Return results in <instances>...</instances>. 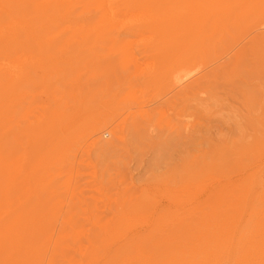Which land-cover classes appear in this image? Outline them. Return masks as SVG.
Here are the masks:
<instances>
[{"label":"rangeland","instance_id":"1","mask_svg":"<svg viewBox=\"0 0 264 264\" xmlns=\"http://www.w3.org/2000/svg\"><path fill=\"white\" fill-rule=\"evenodd\" d=\"M0 10V264H264V0Z\"/></svg>","mask_w":264,"mask_h":264},{"label":"bare ground","instance_id":"2","mask_svg":"<svg viewBox=\"0 0 264 264\" xmlns=\"http://www.w3.org/2000/svg\"><path fill=\"white\" fill-rule=\"evenodd\" d=\"M114 1V0H113ZM2 3V2H1ZM0 12H1V10H0ZM112 13V12H111ZM14 16V15H13ZM111 16H112V18H114L115 17V13L113 12V14H111ZM21 23V22H20ZM15 25V24H14ZM216 26V25H215ZM13 27H16V26H13ZM25 28V27H24ZM115 33V32H114ZM131 33V32H130ZM129 35V34H128ZM118 36V35H117ZM32 38V37H31ZM37 40V39H36ZM1 46V45H0ZM6 51V50H5ZM136 61V60H135ZM246 87V86H245ZM55 108V107H54ZM96 124V123H95ZM99 125V124H98ZM97 126V125H96ZM113 136H114V134H113ZM248 144H250V143H248ZM19 155H20V153H19ZM261 186V185H260ZM252 188V187H251ZM256 189V188H255ZM262 192H264V191H262ZM157 195V194H156ZM246 203V202H245ZM251 205V204H250ZM152 213V212H151ZM124 215V214H123ZM245 216V215H244ZM149 218H150V216H149ZM150 225V224H149ZM124 226V225H123ZM54 231H55V229H54ZM132 231V230H131ZM235 237V236H234ZM83 249V248H82ZM67 259V258H66ZM222 263V262H221ZM220 263V264H221Z\"/></svg>","mask_w":264,"mask_h":264}]
</instances>
